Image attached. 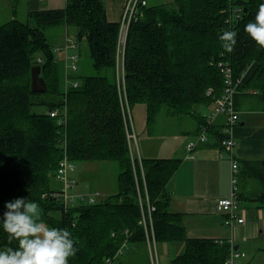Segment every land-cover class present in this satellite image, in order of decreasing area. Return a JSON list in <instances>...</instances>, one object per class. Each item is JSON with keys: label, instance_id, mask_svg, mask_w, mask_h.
Masks as SVG:
<instances>
[{"label": "trees", "instance_id": "obj_1", "mask_svg": "<svg viewBox=\"0 0 264 264\" xmlns=\"http://www.w3.org/2000/svg\"><path fill=\"white\" fill-rule=\"evenodd\" d=\"M105 2L67 0L64 8L31 12L25 21L13 18L0 25V221L7 202L36 201L48 225L72 233L78 252L69 264H106L124 242L126 230L132 236L119 262L126 264L125 257L133 255L131 264H151L137 195V187L141 192L146 187L156 208L152 219L157 244L185 243V252L171 264H225L230 241L189 238L184 215L169 211L167 187L181 160L132 159L127 109L145 105L149 128L163 106L174 116L194 118L201 127L207 121L203 110L214 104L207 90L212 88L214 97L224 92L222 63L232 68L236 79L246 74L236 96L237 109L246 95L254 96L264 110V49L244 31L264 0L148 3L128 32L124 81L118 75L120 23L109 21ZM52 28L75 29L80 53L86 44L97 72L71 77L80 85H70L67 91L64 63L56 59L46 36ZM224 30L237 32L230 54L221 47ZM37 66L47 83L46 93L32 92V69ZM57 108L66 109V122L62 115H49ZM222 128L223 122L209 130L221 148ZM65 151L73 164L116 162L117 193L101 203L65 209L54 196L60 191L55 182ZM239 165V187L245 188L239 191L241 206L249 202L264 209V160H242ZM253 180L258 189L250 192ZM5 246L17 244H9L0 222V249Z\"/></svg>", "mask_w": 264, "mask_h": 264}, {"label": "crops", "instance_id": "obj_2", "mask_svg": "<svg viewBox=\"0 0 264 264\" xmlns=\"http://www.w3.org/2000/svg\"><path fill=\"white\" fill-rule=\"evenodd\" d=\"M66 3L67 0H9L6 3L0 4L5 5L3 7L5 12L8 13V10H10L13 13L9 16L11 19L7 20L8 22L13 18L18 19V10H20V13L24 15V20H26L31 12L61 9L66 7ZM105 3L109 21L119 22L124 6V0H106ZM1 10L2 8H0V11ZM119 74L120 77L124 74L123 56L119 59ZM208 109L210 108L201 110H207L208 112ZM238 111L240 114L244 115V118H240L241 123H239L234 130L237 143L233 151L235 158L238 162H241L242 160H264V110L256 105L254 96L245 95L238 104ZM207 115L208 114H205V116ZM130 120L132 126H134L131 112ZM223 120L222 117L219 118L216 121V124L221 125ZM195 122L196 124L193 125V127L182 130L183 135L186 136V139L189 138V140L183 145L179 152L178 150L174 152L168 148L164 149V152L167 153V158L153 156V154L148 152V149L142 148L139 143L138 145L136 144V147L141 158L181 160L177 173L167 187V193L170 198L169 211L184 215L183 220L187 229L188 237L230 241L231 236L235 238V234L238 230L244 231L247 227L246 222L243 225L235 224L233 229L226 227L224 224L225 215L217 211L218 200L221 198H227L231 194V158L226 150L218 145L216 146L214 140L210 139L208 143L198 145L192 153L194 158L188 159L187 157L189 153L187 152L186 146L189 142L196 140L200 131L198 121L195 120ZM147 135L149 138H152L151 131L148 132ZM80 167L81 172H87L92 166L82 163ZM75 168L71 170L70 175L76 170ZM80 177L81 179L85 178L84 175H81ZM76 184L78 185L77 181ZM249 185L250 192H252L254 190L252 182H250ZM61 187H63V185ZM98 188L99 186L97 189ZM240 189L241 191H245V188L242 189L239 187V191ZM96 191H94V193H98ZM105 196H107V194ZM244 204H246L244 208L247 209L251 205H255L249 202L242 203V205ZM255 206L257 207V205ZM258 210L261 211L263 209L258 208ZM169 244V248L173 249L177 243ZM236 247H239L238 251L242 252L239 245L235 246V248ZM260 251L264 253V248H261ZM260 251L258 253L259 257L261 256ZM184 252L185 249L183 252L182 250L177 249L174 252L175 258L182 255ZM132 256L133 255H128L125 257L126 264H131L130 259H132ZM244 264L251 263L246 261ZM257 264H264V259L259 260L258 258Z\"/></svg>", "mask_w": 264, "mask_h": 264}, {"label": "built area", "instance_id": "obj_3", "mask_svg": "<svg viewBox=\"0 0 264 264\" xmlns=\"http://www.w3.org/2000/svg\"><path fill=\"white\" fill-rule=\"evenodd\" d=\"M148 5L147 0H124V6L120 18V34H119V59L124 54L126 39L131 24L138 19L139 13L143 7ZM237 18H240V10L236 11ZM79 45L76 41L70 42L67 41L63 46L57 47L54 49L56 54L61 53L64 58L65 65V87L66 90L70 85L78 87L79 81L71 79L69 71L76 72L78 71V61H79ZM72 52V53H71ZM124 58V57H123ZM41 62V59H38ZM221 73L224 77V92L219 97H214V90L212 88L207 90V96L214 98V104L212 106L211 112L206 116V122L200 127L199 134L197 135L196 140L189 142L186 146L187 152L189 153L188 159H193V151L200 144H206L210 141V127L213 126L219 118H223V128L222 134L224 139L221 142V146L226 150L231 158V194L227 198H221L217 202V211L225 215L224 224L226 227L233 229L235 224H245L244 219L237 216L236 212L241 208V202L238 198L239 196V170L240 165L237 159L235 158L233 151L237 145L234 130L238 126L240 118L239 111L236 106V96L239 92L240 86L244 83L246 74L242 75L240 79H236L232 68L219 64ZM118 75L119 74V64H118ZM124 81V74L120 77ZM129 110V109H128ZM49 115L53 118H58L60 115L63 116V122L67 120V111L66 109H54L49 112ZM129 122H130V131L128 133L129 147L131 151V157L134 160L137 156L140 158L138 149L136 147V134L133 131V126L130 120V110H129ZM66 150V146H64ZM75 168L65 151L64 158L59 164V168L56 174V180L63 185L62 189L55 193L54 196L60 198L63 202L65 209L78 205H92L88 204L89 196H93L95 203H98L96 198L101 196L99 193L95 194H79V195H70L69 192L73 191L76 184V181L70 178V172ZM144 174V172H143ZM144 185L145 184V178ZM138 202L142 213V219L140 224L144 227L146 233V243L149 253V258L151 264H160L159 261V250L158 244L155 237L154 224L152 219V213L156 210L155 206L151 204L149 199V194L147 188L145 187L144 192H141L139 187H137ZM72 204V206H70ZM124 242L120 246L117 253L113 258H107L106 264H121L119 259L123 256L126 249L129 246V238L132 236V233L129 230L124 231ZM117 234L113 233L112 237H116ZM231 244V253L229 258L226 260L225 264H239L238 261L241 258H245L246 255L243 252L235 250V246Z\"/></svg>", "mask_w": 264, "mask_h": 264}, {"label": "rangeland", "instance_id": "obj_4", "mask_svg": "<svg viewBox=\"0 0 264 264\" xmlns=\"http://www.w3.org/2000/svg\"><path fill=\"white\" fill-rule=\"evenodd\" d=\"M9 0H0V3H6ZM149 4H173L174 0H147ZM5 5L0 4V25L11 19L13 13L8 10V13L3 10ZM9 7V6H8ZM16 8V7H15ZM17 18L21 21L24 20V15L17 12ZM67 32V33H66ZM75 29L69 28L67 31L63 28H52L46 31V36L49 43L56 49L57 47L63 46L67 41H75ZM78 50L79 53V67L78 71H69L71 77H81V76H93L97 72L93 67V61L89 56V52L86 44H82ZM72 53V52H71ZM56 54V53H55ZM56 59L63 63L64 58L61 53L56 54ZM63 72L65 76V65L63 64ZM241 101V100H240ZM212 110L210 109L204 111V114H209ZM207 112V113H206ZM133 131L136 134V143L140 144L142 148L148 149V152L153 154V156H161V158H167V153L164 152L165 148L171 149L174 152H178L182 149L183 145L189 140L183 135L182 130L191 128L196 124L195 119L190 116H174L170 112V108L163 106L155 124L148 128L147 124V108L145 105H137L131 111ZM239 118H244V115L239 114ZM127 120L129 121V110L127 109ZM129 123V122H128ZM241 123V121H240ZM151 131V137L149 138L147 133ZM186 140V141H185ZM139 148V146H138ZM140 149V148H139ZM170 158V157H169ZM177 158V157H173ZM86 165H91L92 167L87 172H81L82 163H76L74 172L71 173V178L78 182L73 191H70V195L79 194H95L94 191L100 192L98 198H96L98 203L106 201L110 196L117 193V180L120 173V168L116 162H84ZM85 165V164H83ZM95 165V166H93ZM81 175L85 178L81 179ZM74 177V178H73ZM241 183V182H240ZM56 187L61 189L62 185L57 181L55 182ZM99 188L97 189V187ZM252 185L258 189L257 181L253 180ZM94 187V189H93ZM96 188V189H95ZM241 188V185H240ZM102 192V193H101ZM107 194V196H105ZM246 204L242 205L236 214L238 217L244 219L247 227L244 231L238 230L235 234V238L231 236L232 244L235 246H240L241 251L245 253L246 257L241 258L238 263L244 264L246 261L251 264H257L259 260L264 259V253L260 251L264 248V209L258 210L255 205H251L248 209L244 208ZM72 206V204H70ZM225 220V219H224ZM169 243H160L158 245L159 250V261L160 264H171V261L175 259L174 252L179 249L182 252L185 249L184 242H178L175 244L174 248H169ZM259 251L261 256H258ZM145 256V255H144ZM143 260L141 263H143ZM145 263V262H144ZM143 263V264H144Z\"/></svg>", "mask_w": 264, "mask_h": 264}, {"label": "clouds", "instance_id": "obj_5", "mask_svg": "<svg viewBox=\"0 0 264 264\" xmlns=\"http://www.w3.org/2000/svg\"><path fill=\"white\" fill-rule=\"evenodd\" d=\"M244 31L264 49V3L258 6L254 20L244 26ZM236 38L234 30L222 32L219 39L225 52L234 51ZM87 202L94 204V197L89 196ZM5 207L7 211L0 222L9 244L15 241L17 246L0 249V264H69V259L76 256L78 249L72 233L67 228L48 225L38 202L16 198Z\"/></svg>", "mask_w": 264, "mask_h": 264}, {"label": "water", "instance_id": "obj_6", "mask_svg": "<svg viewBox=\"0 0 264 264\" xmlns=\"http://www.w3.org/2000/svg\"><path fill=\"white\" fill-rule=\"evenodd\" d=\"M41 67L37 66L32 69V92L34 93H46L47 83L44 78L41 77ZM236 247L235 250H238Z\"/></svg>", "mask_w": 264, "mask_h": 264}]
</instances>
